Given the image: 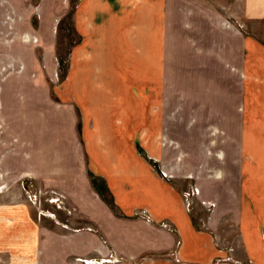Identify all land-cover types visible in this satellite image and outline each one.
<instances>
[{
	"label": "crops",
	"instance_id": "1",
	"mask_svg": "<svg viewBox=\"0 0 264 264\" xmlns=\"http://www.w3.org/2000/svg\"><path fill=\"white\" fill-rule=\"evenodd\" d=\"M4 2L5 7L8 1ZM89 2L85 0L86 5ZM83 4L73 10L77 22L71 37L76 43L69 53V87L60 86L58 91L69 95L63 105L51 98L50 85L57 72L48 54L55 47L59 11L49 8L44 17L42 8L47 10V4L42 0L40 13L26 15L25 40L23 35L14 36L20 16L5 15L0 20L8 36L0 35L1 46L28 50L42 45L50 63L46 67L43 61L44 72L42 64L25 62L23 55H9L6 60L17 69L2 78L0 91L14 107L23 136H29L31 124L44 142L59 133L62 141L71 138L75 144L72 154L44 153L56 158L55 170L60 171L40 173L64 181L69 193L64 201L75 206L77 216L67 227L57 219L40 222L31 254H38L34 263L82 264V260L112 258L109 264H138L151 258L154 264H211L221 257L212 239L223 241L220 231L225 230L236 239L235 252L264 264V91L257 94L251 81H244L253 75L248 74L253 51L261 52L264 43L224 22L221 8L209 7L203 0H117L102 8L98 18L92 9L93 16L87 18ZM246 4L245 28L255 3ZM33 14L39 19L37 31L29 20ZM45 21L48 25L40 30ZM61 111L74 133L69 138L60 130ZM57 125L47 139V126ZM213 130L219 136L228 133L230 149L222 147L221 139L206 141L207 132ZM135 143L145 148L148 160L136 155ZM68 158L75 160L77 169L67 165ZM153 159L163 163L165 177L153 170L149 162ZM43 162L38 159V166ZM202 171L207 176L206 183L199 182L205 188L198 199L210 202L213 210L197 225L183 209L180 195L185 180L190 175L199 179ZM89 173L104 177L113 192L121 191L113 199L114 210L96 194ZM209 180L214 192L207 197ZM227 180L232 183L230 192ZM142 209L150 213L149 220L134 216ZM21 216L24 228L34 224ZM161 222L174 224L176 231L161 227ZM177 240L181 243L174 259L171 253Z\"/></svg>",
	"mask_w": 264,
	"mask_h": 264
},
{
	"label": "rangeland",
	"instance_id": "2",
	"mask_svg": "<svg viewBox=\"0 0 264 264\" xmlns=\"http://www.w3.org/2000/svg\"><path fill=\"white\" fill-rule=\"evenodd\" d=\"M4 1H8V5L5 7L1 5L2 3L5 4ZM41 1L42 0H0V20L2 16L5 15H10V17L13 19L14 17L18 18L20 16V19H22L15 22V30L17 34L14 36L17 37L23 35L22 38L25 40V38L28 36L27 33H25V28L28 22L26 15L27 13L31 15L34 13V11L40 13L39 6ZM115 1L117 0H90V4L87 3L86 5L85 0H43V2H46L47 4V10L42 8L44 17H46V13L44 14V12H47L49 8H55V10L59 11V14H57V17H55L57 18V22L55 24L57 33L54 43L55 47L50 53H48L52 54L50 58L51 63L53 64L54 69H56L55 72H57L56 74L54 72L56 75L54 82L52 84L50 83L51 98L54 102H58L61 105L67 104V102H69L68 93L64 96H61L59 95L58 91L60 86H63L66 90L69 87V53L71 46L75 45L76 43L75 38L73 40L71 37L72 28H75L74 26L77 22V20H74L75 16L73 10L76 6L79 7L84 3L83 9L86 8V10L88 9L89 11L86 13L87 18L91 16V14L93 16L91 9L95 10L94 16L97 14L96 17L98 18L101 17L102 8L107 7V5H112L115 3ZM246 1L248 0H203V2L209 7L215 6L221 8L224 22L227 21L236 24L238 27L243 29L242 31H245L247 34L253 36L258 42L262 41L264 43V14L262 15L261 12L262 8L264 7V0H254V13L251 23L248 24L247 28H245V24L247 22ZM96 10L98 12H96ZM3 13L5 14L3 15ZM49 15L47 17H49ZM29 20L30 24H32L33 28L37 31L40 26L38 16L33 14L32 16H29ZM80 20L83 19H78V21ZM46 22L47 21L44 22V25L40 30H42L44 26L48 25ZM78 24H80V22H78ZM89 24V21H87V24L83 28L85 29L89 26ZM42 32L44 33V31ZM0 35H5V31L2 26H0ZM5 37L8 36L5 35ZM33 43H37L35 38L33 39ZM45 43L48 44V41H45ZM11 49L12 46L6 47L1 46L0 44V84H2V78L5 77L6 74L10 73L12 68L16 66L15 63H12L13 65L6 63V60L9 59V55H13V57H19L20 55H23L21 57L25 60V62L29 63L31 61L34 63V66H37L38 61L40 64H42V69H44V72L46 67L50 64L47 63V58L43 54L45 48L42 45L34 49L33 46H28V50H23L22 47H17V45H14V48L12 50ZM82 52H85V49H83ZM48 54L47 56H49ZM250 59L251 66L249 68L250 72L248 74L253 73V75L247 77V79H244V81L250 80V84L252 88H254V91L257 92V94L258 92L262 94L264 91V65L260 60H264V47L263 50L261 49V52L253 51L252 58ZM44 60L46 65L45 68L43 64ZM255 63L259 65H256ZM15 69H17V66ZM254 73H256V75H254ZM257 84L262 87H259ZM259 97L260 95L257 97V99ZM251 99L256 100V98L253 97ZM222 103L224 104L225 100H223ZM10 109L12 112L15 111L12 104L8 103V98H6L5 93L0 91V264H32L36 261L38 255L37 253H35L34 256L31 254L34 252L37 243L38 225L40 222L50 224V222L54 223L57 219L61 224H63V227H67L71 224V220L77 216V209L75 206L64 201V195L66 193L69 194L67 186H63L64 181H61L56 175H45V172L40 173L41 170L46 171V169L57 171L54 173H58V171H60L59 169L55 170V168H58V162H56V158L53 159L46 156L48 150L54 151V154L56 155H59L62 151H67L69 154H72L75 144L71 138L69 140L62 141V138H58L59 133H56V137H51L49 142H46L47 140L44 142L43 135L40 134L36 127H33L31 124L29 128V136H23V128L19 122H15L17 117L15 112H13V114L10 113ZM45 113H47L45 116L46 119H48V112L45 111ZM32 115L33 114L31 113V116ZM50 116L53 117V114H50ZM60 116L63 122L60 130L62 133L67 135V138H69L68 135L72 136L71 133L74 135L73 131L68 129L70 126L65 124L69 123V120L64 118L63 111H61ZM17 124H19V126ZM51 126H47V128L50 129L46 132L47 139L48 135L52 133V130H56L59 125L54 127ZM33 132L36 136H33ZM225 134L226 135H224V132H222L221 136H219L216 135V131L213 130V132H207L206 135L208 136H206L205 139L207 142L209 140H212L213 142V139H221L222 147L225 149H230L229 147H231V141L228 140V133L226 132ZM181 137L182 136L179 138ZM188 143L190 145L189 141ZM139 144L135 143L136 155H143L144 157H142L148 160L149 158L146 154L147 151L141 144L140 145L142 147ZM38 148L41 150H37ZM37 154L40 156V158L36 157ZM38 159L44 161V166H38ZM149 162L152 164L153 170L156 171L158 176L165 177V175H161L163 163L155 159L149 160ZM67 165L71 166L72 170L77 169L74 159L68 158ZM209 174H212V171ZM49 176L52 178H47ZM88 176L96 194L114 210L116 207L113 206V199H115L116 196L118 198L121 191L119 189H113L115 192L114 194L110 187H108L109 185L107 180L101 175L89 173ZM190 176L191 178H187L185 180L186 184L184 189H182L180 196L182 198L183 209L186 213L191 215V217H194L195 223L198 225L201 224L203 218H206V216L211 213L213 208L212 206H209L210 202L202 203L198 199L201 194H204L205 188V185L202 184V186H200L199 182L205 181L207 173L202 171L201 177L199 179L197 177L194 178V175ZM210 182L211 180H209L207 184L209 185ZM227 186L230 192L232 183L228 180ZM112 187L115 186L112 184ZM209 188L210 191H207V197H209L214 192L213 182H211ZM204 205L206 208H211L205 211ZM201 206L203 207L202 209H200ZM22 213L27 217V219H29V221L32 219L34 224L30 223V227L24 228L22 224L24 222L23 216H21ZM133 213H135V217H140L146 220L151 218L150 213L143 209ZM202 214H206L205 217H202ZM225 220L227 222H231L230 219H224L223 221ZM160 226L173 232L176 231L174 224L171 227L169 224L161 222ZM79 229L80 228H76L74 230L76 231ZM85 229L91 230L87 227ZM230 229H234L232 223ZM72 230L73 229H67V232H72ZM220 236L221 239L224 238L223 241L218 242L213 239L212 241L221 257L213 259L211 264H220L222 261L235 262L236 264H257L253 263L247 255L241 252H235L233 247V245L235 246L236 243L235 237H230L229 233L225 232V230L222 232L220 231ZM261 238L264 241V231H261ZM180 243V240L175 242V249L171 253V256H173L174 259ZM28 254L32 257H29ZM241 258H245V260ZM149 260H151V258L140 260L137 263L145 264L146 262L143 261ZM112 261V258L90 259L82 260L81 263L109 264ZM146 264L154 263L149 261V263Z\"/></svg>",
	"mask_w": 264,
	"mask_h": 264
}]
</instances>
